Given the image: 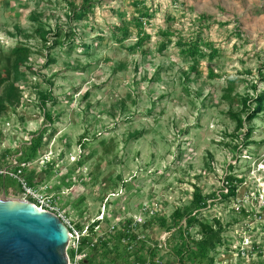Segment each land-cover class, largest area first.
<instances>
[{"label": "rangeland", "instance_id": "rangeland-1", "mask_svg": "<svg viewBox=\"0 0 264 264\" xmlns=\"http://www.w3.org/2000/svg\"><path fill=\"white\" fill-rule=\"evenodd\" d=\"M91 1L76 19L67 15L66 0H0V68L17 40L31 47L33 67L17 75L19 105L0 115V172L8 175L0 196H22L9 177L22 167L19 177L53 193L76 228L97 218L96 234L90 232L83 247L96 238L90 264H112L122 250L130 264L154 256L176 264L158 218L170 221L173 209L187 205L198 187L210 203L198 216L219 218L225 227L223 242L211 251L214 264H264V112L243 123L237 138L228 114L241 109L237 96L254 97L264 89L257 75L264 62V0ZM145 11L150 38L134 47L133 22ZM121 19L129 21V32L116 41L110 30ZM37 25L50 30V48L36 34ZM57 27L67 33L62 45L53 44ZM166 31L173 34L159 51ZM192 37L217 53L208 57L204 50L196 64L175 42ZM229 79L230 101L223 98ZM45 91L54 102L41 107L39 92ZM44 129L32 154L30 142ZM229 164L241 179L236 196H210L226 190L222 179ZM241 206L247 215L241 216ZM133 217L141 220L130 238L135 243L123 248L115 234ZM197 229L189 232L198 237ZM244 236L253 243L241 245ZM178 239L175 234L171 245ZM73 252L67 249L71 259Z\"/></svg>", "mask_w": 264, "mask_h": 264}, {"label": "trees", "instance_id": "trees-1", "mask_svg": "<svg viewBox=\"0 0 264 264\" xmlns=\"http://www.w3.org/2000/svg\"><path fill=\"white\" fill-rule=\"evenodd\" d=\"M137 3V1L135 2ZM92 1L91 0H81V3L79 5L75 4L73 1L66 0V6H67V15L69 17L73 18H79V16L82 13H87L89 11V7L91 6ZM148 20L149 13L145 11L142 15H139L137 18L134 19L133 26L136 30V43L135 46L141 45L143 41H147L150 38V34L147 33L144 29V21L143 17ZM129 21L126 19H121L117 25L113 26L110 30L112 36L116 41H121L124 39L128 32H129ZM36 34L39 36V38L43 41V44L46 46V48H50V46L46 45L48 42V33L50 30L45 29L42 25H37L34 28ZM117 30V31H116ZM118 33L120 35L118 36ZM173 34V32L166 31L164 33V38L159 41L158 43V50L162 51L167 47L168 42L170 41L169 35ZM67 33L61 31L59 27H57V30L54 31V41L53 44L62 45V37L66 36ZM100 38V37H99ZM176 44L180 47V51L184 53L186 56L192 58L196 64L197 59L196 58H202L205 56L204 50L208 49V57L213 56L217 53V49L213 47L212 44L207 42L200 43L197 38L192 39H183L179 38L176 41ZM53 46V45H51ZM87 47L90 45L87 44ZM133 47V48H134ZM31 53V47L27 45L26 42L22 40H17L15 45L9 50L8 56H7V62L5 65H3L2 68H0V115L2 112H4L7 107L9 106H17L20 103L21 100V90L16 84L17 75L22 70H33V67L28 64V58ZM49 62H52L53 59L49 58ZM194 63L192 66V69H196L197 65ZM262 66V67H261ZM258 68V77L261 79L264 78V62L262 63ZM37 72V71H35ZM210 75H214L213 71L210 70ZM233 79L228 80V85L225 94L223 95V98H226L227 100H232L233 97H231V91L233 89V86L231 85V81ZM252 88L256 89V84L254 83L252 85ZM40 93V103L41 107L50 100L51 98V92L45 91V92H39ZM88 93H85L86 96ZM240 104L241 109L232 111V109L228 112V114L235 120V128L232 136L235 138L239 137L238 134H236V131H238L240 128L243 127V123L250 122L252 119L256 118L260 113L264 112V89H262L260 92H257L254 97L243 94L237 96ZM237 97H234L237 99ZM54 102L53 100H50ZM47 119H50V115L46 112L44 113ZM47 129H44L41 131L40 134L35 136L32 141L30 142V149L32 150V154H35L38 152V148L41 145L42 136L41 134L45 132ZM252 131L251 126L247 127L244 130L243 137L244 139H247L250 137V133ZM231 164L228 165L226 174L224 175L222 179V187H224L226 190L223 191L222 189L219 190V193L217 194H211L210 196H218L221 199H228L229 197H234L237 194V186L241 182L240 178H237L231 173L232 170ZM21 168L20 175L24 173V168ZM48 169L44 170L46 172ZM15 172L17 169L14 170ZM8 177V175H2L0 173V182L3 183L1 180L2 178ZM10 178L14 179L16 184H18V188L21 189L20 183L17 178L9 176ZM27 183L31 186H33L34 182L31 178H27ZM4 184V183H3ZM207 196H205L201 190L196 187L192 194V199L189 201V203L183 207H175L171 213L170 221L168 219H165L164 217L160 216L158 218V225L165 228L167 231V236L165 238V247L169 246V250L172 254L177 258L178 263L176 264H214L215 262V255L211 254V251L216 247V245H219L223 242L222 232L225 230V227H223V224L219 221V218H214L212 222H208L204 219H201L198 215L200 211L208 206L210 203L208 202ZM212 201V200H211ZM239 213L241 216L247 215V211L244 207L239 208ZM183 221V222H182ZM97 220L94 221L89 225V232H94L95 234V228L94 225L97 224ZM197 226V233L198 237L191 234L189 230L191 227ZM128 226L126 227V229ZM115 234V233H114ZM178 235V243L177 245L172 246L171 241L174 239V235ZM127 233L125 229L118 231L115 234V238L117 239L116 242L120 244L124 248V243L121 242V239L126 236ZM135 234L130 233V238L134 237ZM103 238V237H102ZM86 236L82 238L81 246L82 248L86 246ZM106 240L105 238H103ZM101 243V246L104 247L105 243L103 240L99 241ZM97 243H94L93 246H96ZM255 245V244H254ZM91 245L87 242V257L85 258V264H90V262L87 260L88 254L90 253L91 249H96V247H90ZM124 250L119 251L118 253L114 254L111 262L112 264H120L123 259H125V255H123ZM153 253V252H152ZM153 256L154 254H150ZM152 258V259H151ZM151 258H146L149 260L150 264H163L162 259H160V262L155 261V256ZM90 259V258H88ZM144 261V258H142L139 262L136 260L133 262V264H141ZM191 262V263H190Z\"/></svg>", "mask_w": 264, "mask_h": 264}, {"label": "water", "instance_id": "water-1", "mask_svg": "<svg viewBox=\"0 0 264 264\" xmlns=\"http://www.w3.org/2000/svg\"><path fill=\"white\" fill-rule=\"evenodd\" d=\"M69 230L53 212L0 196V264H68Z\"/></svg>", "mask_w": 264, "mask_h": 264}, {"label": "built area", "instance_id": "built-area-1", "mask_svg": "<svg viewBox=\"0 0 264 264\" xmlns=\"http://www.w3.org/2000/svg\"><path fill=\"white\" fill-rule=\"evenodd\" d=\"M0 173H5V171L4 172L1 171ZM20 173H21V169H17V171L14 174L11 173L13 175L12 177L17 178L20 183L21 191H22V196L20 198L33 202L36 206H38L41 209H45V210L53 212L62 220V222L67 226L69 230V241H68L67 249L72 248L74 251L72 259L68 255V258H69L68 264H85V258L87 256L88 247H86V251H85V249L82 248L81 246V242L84 236H88L91 234L89 232V225L91 223L85 224L81 229L76 228L71 222V220L68 218L66 213L63 212L57 205H55V199H54L53 193L47 192L44 189V187L37 189L34 186L29 185L27 183V180L25 179L23 180L21 177H19L21 176ZM100 217L102 218L103 214H101ZM96 220L97 218L92 220V223ZM139 222H141L139 218L137 220L136 217H133L132 222L128 224V228L127 229L124 228L127 235L121 239V242L124 243L126 248L133 247V244L135 243V241H133L134 239H130L129 236H130V233L134 232ZM97 226L98 224L94 225L95 230ZM114 227L115 226L112 225L110 228L113 229ZM94 243H96V238L90 240L88 244L93 246ZM251 243L253 242H250L247 236H244L243 239L241 240V245L245 247ZM253 247L254 245L252 246V249ZM245 251H246L245 248L241 249L240 253L245 254ZM155 261L160 262V259L156 257ZM141 264H150V263H149V260L147 259V260H144Z\"/></svg>", "mask_w": 264, "mask_h": 264}, {"label": "crops", "instance_id": "crops-1", "mask_svg": "<svg viewBox=\"0 0 264 264\" xmlns=\"http://www.w3.org/2000/svg\"><path fill=\"white\" fill-rule=\"evenodd\" d=\"M141 244V243H140ZM125 253H123V255H124ZM130 257V256H129ZM126 259V258H125ZM125 259H123L122 260V262L120 263V264H130V263H127L126 261H125ZM162 262H163V264H171L172 262L171 261H169V258H167V257H165V259L163 258L162 259ZM131 264H133L132 263V261H131ZM173 264V263H172Z\"/></svg>", "mask_w": 264, "mask_h": 264}]
</instances>
